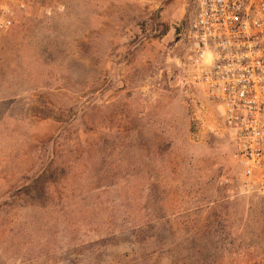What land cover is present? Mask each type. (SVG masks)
I'll return each instance as SVG.
<instances>
[{"label": "rangeland", "instance_id": "obj_1", "mask_svg": "<svg viewBox=\"0 0 264 264\" xmlns=\"http://www.w3.org/2000/svg\"><path fill=\"white\" fill-rule=\"evenodd\" d=\"M0 29V264H264V196L184 85L198 0H27Z\"/></svg>", "mask_w": 264, "mask_h": 264}, {"label": "built area", "instance_id": "obj_2", "mask_svg": "<svg viewBox=\"0 0 264 264\" xmlns=\"http://www.w3.org/2000/svg\"><path fill=\"white\" fill-rule=\"evenodd\" d=\"M28 3L0 0V29ZM183 80L217 104L232 137L226 194L264 196V0H198Z\"/></svg>", "mask_w": 264, "mask_h": 264}]
</instances>
